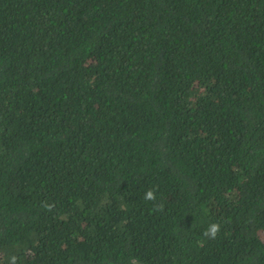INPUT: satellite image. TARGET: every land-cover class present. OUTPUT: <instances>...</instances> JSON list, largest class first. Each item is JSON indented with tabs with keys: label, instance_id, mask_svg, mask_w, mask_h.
Listing matches in <instances>:
<instances>
[{
	"label": "trees",
	"instance_id": "16d2710c",
	"mask_svg": "<svg viewBox=\"0 0 264 264\" xmlns=\"http://www.w3.org/2000/svg\"><path fill=\"white\" fill-rule=\"evenodd\" d=\"M13 256L264 264V0H0Z\"/></svg>",
	"mask_w": 264,
	"mask_h": 264
},
{
	"label": "clouds",
	"instance_id": "9594fccd",
	"mask_svg": "<svg viewBox=\"0 0 264 264\" xmlns=\"http://www.w3.org/2000/svg\"><path fill=\"white\" fill-rule=\"evenodd\" d=\"M144 199H145V200H149V201H151V200H155V199H156V197H155V193H154L151 189H149V190L145 193V195H144ZM220 230H221V226H220V224L217 223V222H212V223H210L209 226L205 229L203 235H204L206 238H208V239H214V238L217 236V234L220 232ZM15 261H16V257H15V256L11 257L10 264H15Z\"/></svg>",
	"mask_w": 264,
	"mask_h": 264
}]
</instances>
